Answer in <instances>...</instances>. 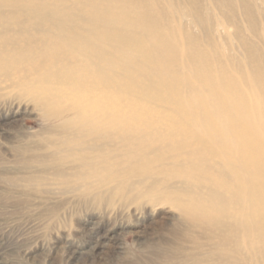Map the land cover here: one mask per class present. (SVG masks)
I'll return each instance as SVG.
<instances>
[{"label":"bare ground","instance_id":"obj_1","mask_svg":"<svg viewBox=\"0 0 264 264\" xmlns=\"http://www.w3.org/2000/svg\"><path fill=\"white\" fill-rule=\"evenodd\" d=\"M79 1L88 10L0 0V106L41 123L12 148L26 175L9 182L27 189L7 195L24 204L43 180L67 185L87 139L118 138L127 170L106 174L116 184L135 177L129 194L146 198L142 209L174 215L171 259L264 264V64L244 77L228 60L211 63L171 33L152 0ZM91 184L98 196L126 195Z\"/></svg>","mask_w":264,"mask_h":264},{"label":"rangeland","instance_id":"obj_2","mask_svg":"<svg viewBox=\"0 0 264 264\" xmlns=\"http://www.w3.org/2000/svg\"><path fill=\"white\" fill-rule=\"evenodd\" d=\"M41 1L61 13L88 10V4L79 0ZM225 1L231 3L230 8L222 7L220 0H152L165 13L171 33L186 48L194 40L198 49L210 55L211 63L215 57L228 60L245 77L264 64V0ZM247 50L253 52L254 61ZM40 127L36 116L0 106V264H183L181 259L170 258L171 248L179 246L178 236H172L170 230L174 215L167 208L156 212L142 209L146 198L138 197L139 192L129 194L137 182L135 177L116 184L107 176L127 170L122 169L126 156L120 152L123 142L118 138L87 139V159L78 161L77 177L76 172L65 171L71 180L67 185L43 180L34 184L38 192L24 204L16 202V195H7L8 190L16 194L27 189L23 183L13 187L9 182L26 175L13 164L18 159L12 148L30 134L38 136ZM96 179L101 185L110 183L109 188L122 187L126 195L98 196L91 184ZM79 251L83 254L75 258Z\"/></svg>","mask_w":264,"mask_h":264}]
</instances>
